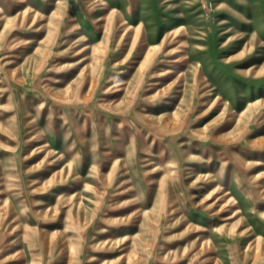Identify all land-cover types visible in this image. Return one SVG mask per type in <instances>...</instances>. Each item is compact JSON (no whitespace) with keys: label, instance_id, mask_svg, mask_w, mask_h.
Here are the masks:
<instances>
[{"label":"rangeland","instance_id":"374dc122","mask_svg":"<svg viewBox=\"0 0 264 264\" xmlns=\"http://www.w3.org/2000/svg\"><path fill=\"white\" fill-rule=\"evenodd\" d=\"M0 264H264V0H0Z\"/></svg>","mask_w":264,"mask_h":264}]
</instances>
